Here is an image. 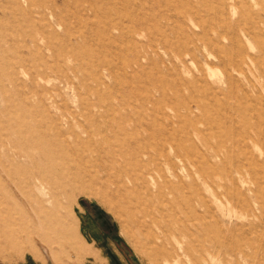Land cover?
<instances>
[{"label": "rangeland", "instance_id": "1", "mask_svg": "<svg viewBox=\"0 0 264 264\" xmlns=\"http://www.w3.org/2000/svg\"><path fill=\"white\" fill-rule=\"evenodd\" d=\"M0 264H264V0H0Z\"/></svg>", "mask_w": 264, "mask_h": 264}, {"label": "crops", "instance_id": "2", "mask_svg": "<svg viewBox=\"0 0 264 264\" xmlns=\"http://www.w3.org/2000/svg\"><path fill=\"white\" fill-rule=\"evenodd\" d=\"M79 203H80V201H79ZM81 204V203H80Z\"/></svg>", "mask_w": 264, "mask_h": 264}]
</instances>
